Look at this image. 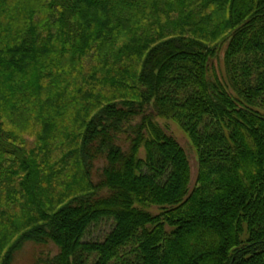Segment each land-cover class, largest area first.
<instances>
[{"label": "trees", "instance_id": "16d2710c", "mask_svg": "<svg viewBox=\"0 0 264 264\" xmlns=\"http://www.w3.org/2000/svg\"><path fill=\"white\" fill-rule=\"evenodd\" d=\"M26 246L264 264V0H0V264Z\"/></svg>", "mask_w": 264, "mask_h": 264}, {"label": "rangeland", "instance_id": "374dc122", "mask_svg": "<svg viewBox=\"0 0 264 264\" xmlns=\"http://www.w3.org/2000/svg\"><path fill=\"white\" fill-rule=\"evenodd\" d=\"M225 48H226V44H223L218 50L216 57L210 62V67L214 69V71L217 74H219L221 78L225 73L224 70ZM156 121L158 125L162 128V130L168 136L173 138L178 143V145L184 150L190 166V176H191L190 189H192L197 175V156L191 142L189 141L187 136L183 133V131L174 122L160 118H158ZM141 156H143V153H141ZM145 211H147L151 215H157L159 213L158 209L155 207H145ZM101 230L102 229L94 231L93 235H98L100 232L104 231ZM34 254H35L34 248L31 246H26L24 250L16 256L15 262L16 264H30Z\"/></svg>", "mask_w": 264, "mask_h": 264}]
</instances>
